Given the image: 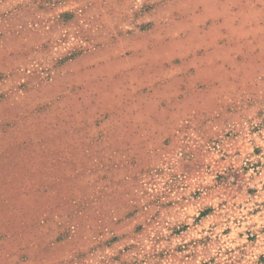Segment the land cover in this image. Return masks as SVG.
<instances>
[{
	"label": "rangeland",
	"instance_id": "rangeland-1",
	"mask_svg": "<svg viewBox=\"0 0 264 264\" xmlns=\"http://www.w3.org/2000/svg\"><path fill=\"white\" fill-rule=\"evenodd\" d=\"M0 264H264V0H0Z\"/></svg>",
	"mask_w": 264,
	"mask_h": 264
}]
</instances>
